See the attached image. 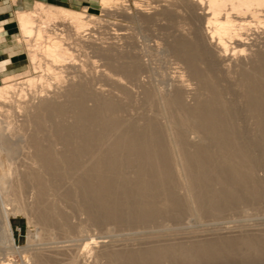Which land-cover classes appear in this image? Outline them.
Here are the masks:
<instances>
[{"label":"bare ground","instance_id":"6f19581e","mask_svg":"<svg viewBox=\"0 0 264 264\" xmlns=\"http://www.w3.org/2000/svg\"><path fill=\"white\" fill-rule=\"evenodd\" d=\"M113 1L99 0L106 9ZM174 6L176 9L168 7L162 13L165 19L174 21L175 12L181 9V15L189 24L187 34L180 32L171 42V48L185 67L178 79L162 90H146L148 102L159 104L168 119L160 123L157 118L148 117L142 126L126 121L119 114L122 107L115 102L100 99L89 107L87 100L96 96L84 83L71 84L59 96L49 98L41 94L46 90L45 83L49 84L48 79L61 81L66 64H69L67 69L77 68L78 59L71 49L74 45L82 49L91 46L85 37L92 24L91 16L88 18L81 11L63 7H48L44 3L17 13L20 34L29 47L33 73L21 80L14 79L13 74L6 75V82L0 85V121L13 112H24L26 120L18 131L26 124L34 126L32 132L20 139L32 150L33 167L20 174L21 182L17 188L11 184L9 193L17 203L22 202V181L31 179L36 188L35 199L31 205H26H30L39 223L48 225L54 221L48 209V187L60 185L65 175H71L80 199L94 220L138 226L142 228L141 239H148L146 246L139 247L137 244L119 248L112 243L105 245L103 249L108 254L109 264H264V234H259L257 239L248 235H217L207 240L161 241L162 238H157L173 235L166 232L171 225L164 227L165 231L161 228L149 231L164 217H184L186 209L222 212L238 202L258 201L264 187L262 180L254 177L256 160L250 146L240 140L243 128L236 122L237 105L225 96L236 88L246 111L255 120L256 131L264 133V40L263 46L255 50L251 41L264 38V0H175ZM97 49L106 56L112 55L110 49ZM248 50L254 51L250 62L244 59L235 62L233 55L238 52L245 55ZM69 60L74 61L72 65ZM248 64L250 68L245 67ZM78 65L84 67L85 64ZM110 66L131 81L138 79L140 65L135 61L120 63L119 59H114ZM185 75L197 84L193 103L185 98ZM118 76H113L114 81L122 85L123 77ZM37 89L41 92L37 97L39 101H28L29 91ZM60 96L65 100H59ZM68 113L72 118L70 123L65 121ZM48 116L55 119L54 133L64 145L63 149L53 147L49 138L38 133ZM7 131L11 134L15 130L8 128ZM188 132L199 134L202 143H193ZM208 139L214 141L217 152L206 143ZM256 146L261 148L264 157V140L258 141ZM85 155H89L88 160L84 159ZM11 158L10 154L0 153V169L10 171ZM131 169L135 176L129 175ZM178 179L188 185L185 195L175 190ZM9 193L5 198L0 179L4 239L13 250L17 245L10 211L4 205L10 199L7 198ZM18 206L19 211L24 210L22 205ZM63 218L70 226L68 218L64 215ZM91 243L98 242L89 241L82 252L78 246L68 249L67 245L56 244V249L65 254L63 261L66 262L62 264H80L81 256ZM40 249L34 248L31 252L33 264H49L59 258L46 255Z\"/></svg>","mask_w":264,"mask_h":264},{"label":"rangeland","instance_id":"374dc122","mask_svg":"<svg viewBox=\"0 0 264 264\" xmlns=\"http://www.w3.org/2000/svg\"><path fill=\"white\" fill-rule=\"evenodd\" d=\"M116 1L114 0L112 5L109 6L110 8L108 7L107 9L102 7L99 0H71L66 1L67 3H47L44 1L27 2L26 6L23 7V9H18L17 12L14 11L15 9L9 10L11 13L10 17L15 15L17 21L18 12L32 9L37 3H44L48 7H63L74 11H81L85 13L88 18L91 16L90 19H92L90 28L85 32V34H87L85 37L88 42L92 43L90 44L91 46L82 49L73 44L74 46H72L71 49L78 59L77 68L70 67L67 69L66 67H69V64H66L67 66L65 65L62 70L63 81L62 79L61 81L55 80V78L48 79L47 83L49 84L47 86L45 83L47 87L44 86L46 90H44L43 93L39 92V90H41L40 87L37 91H29L28 97L26 98L28 101L37 103L39 101L37 97L38 95L40 97L41 94L49 98L59 96L71 84L84 83L88 85V87H91L89 89L94 96H96L95 98H89L87 100L89 107L95 106L94 104H96L97 101L109 100L122 107L119 114L126 121L130 120L129 123L131 122V124L142 126L145 124V119L152 116L157 118L160 123H166L168 119L167 113L165 114L164 111L161 110L162 108H159V104L151 105L146 99L145 92L150 88L162 90L167 87L172 80L178 79L179 75L184 70L185 66L171 48V42L180 32L186 35L189 24L185 20L184 15H181V13H183L180 12L181 9L178 10L179 12L174 11L177 15L174 21H170L167 18L165 19L162 13L163 10L168 7H170V10L176 9L174 6L175 0ZM17 32V35L12 37V41L6 48L9 54L17 53L22 55L19 57V63L16 68H12L10 69L11 71L1 75L0 85L6 82L5 77L8 74H13L14 79L21 80L33 73V66L30 64L29 58V47L26 45L27 42L21 36L20 31ZM263 40L264 38L262 37L251 40L254 44L253 49L255 50L262 47ZM97 48H99L100 51L110 49V54L112 53L113 56H106L97 51ZM253 52L254 51L251 52L248 50L245 55L238 52L232 57H234L235 62H240L241 59L250 62L252 59L251 53ZM114 59H119L120 63L123 61L125 63H130L132 61L139 63L138 79L131 81L115 71L114 68L110 66ZM69 61L72 62H69L70 65L74 62L71 60ZM81 63L85 64L84 67L78 65ZM245 67L250 68V65ZM234 68L235 66H232V69ZM114 71L117 73H114ZM117 74L123 77L124 81L122 85L114 81L115 77L113 76L119 77ZM184 79L185 84H187L185 98L187 102L193 103L195 98L193 93H197L196 89H198L196 81L188 75H185ZM235 89L232 88L225 96L229 101L231 100L230 102L233 101L232 103L237 105L236 107L239 111L236 122L243 128L240 140L250 146V153L257 161L256 163L254 160L255 162L253 164L254 177L256 180H262L261 183L264 186V157H262L261 148L256 146L258 141L264 140V133L262 134L256 131L255 120L246 111L243 99ZM26 99L25 101H27ZM58 99L65 100V97L60 96ZM24 119L26 120L24 112L16 111V113L13 112V114L3 117L4 121H0V137H2L0 138V148L3 150L0 149V153H3V155L6 153V156L7 154L12 155L10 164L12 169L10 171L0 169V179L5 198L12 187L11 184H13L14 188L18 187V184L21 182L19 179L20 174L23 175L29 167H33L30 160L32 150L27 147V143H23L20 139L23 138L24 134L32 132L34 126L26 124L22 126V130L18 131L19 127L24 123ZM54 121L55 119L53 117L48 116L45 119L43 129L38 133L45 136L47 139L49 138L48 142H51V145H54L53 147L63 149L65 148L64 145L56 139L57 136H55L54 133ZM65 121L69 123L72 122L71 114L68 113L66 115ZM8 128H13L15 131L9 134V131H7ZM6 135H8L7 138ZM188 138L196 144H201L203 141L199 134L192 132H188ZM207 142L214 147V152H217L218 148L214 146V141L208 139L206 143ZM87 157H89V155H85L84 159L88 160ZM129 175L135 176L134 170H129ZM22 182L24 186L20 196L22 202L17 203L18 201L16 202L14 200V195L9 193L10 195H8L7 198L10 199L4 203L6 208L10 211V224L17 245L16 249H10L5 243L2 210L0 208V264H33L31 252L34 248H41L40 250L43 251L44 254L50 256L54 255V258L59 257L58 259L61 260L60 262V260L53 258L54 260L49 264H62L66 262L65 260L63 261L65 254L61 249H56V244L67 245L68 249L72 247V249H74L78 246V249L80 248L79 251L82 252L84 245L89 243V241L91 242L93 239L98 243H91L90 246L87 247L85 254L80 258V264H109L108 254L106 250L103 249L105 245H110L112 243L118 248L124 247V245L136 246L137 244V247L147 245L146 242L148 239H141L142 236L140 232L142 228L138 226L127 225L123 222L94 220L79 197L74 178L69 174L67 176L65 175L60 181V185H50L52 188L50 186L48 187V209L54 218L53 223L48 225L39 223L38 218L30 207L35 199V184L28 178L24 179ZM187 187L186 181L183 182L178 179L175 190L179 194L185 195L188 191ZM68 192L69 194H67ZM19 204L24 207V210H18ZM26 204H30L29 207H27ZM1 205L2 200L0 199V207ZM63 215L68 218L71 224L70 226L65 224L66 220L63 218ZM153 227L155 230L154 228H150L149 231H160V228L164 230V227H166L169 228V230L165 229L166 232L169 231V233L173 234L158 237L157 239L159 240L162 238L161 241L169 239L187 240L188 238L207 240L217 235L221 237H225L226 235H248V237L250 236L253 237V239H257L259 234H264V187L262 198L258 201L249 199L244 202H238L224 209L222 212L192 211V209H186L184 217H164L158 224H154ZM173 229L175 231H172ZM132 238H140L141 240H131ZM115 239L118 240L114 241ZM153 239L151 238V240Z\"/></svg>","mask_w":264,"mask_h":264},{"label":"crops","instance_id":"0c3cea01","mask_svg":"<svg viewBox=\"0 0 264 264\" xmlns=\"http://www.w3.org/2000/svg\"><path fill=\"white\" fill-rule=\"evenodd\" d=\"M34 1L67 3L66 1L71 0H0V78L3 73L11 71L10 69L18 66L19 57L22 55L17 53L9 54L6 48V46L12 41V37L17 35V31H19L16 17L15 15L10 17L11 13L9 10L15 9L14 11L17 12L18 9H23L27 2Z\"/></svg>","mask_w":264,"mask_h":264}]
</instances>
